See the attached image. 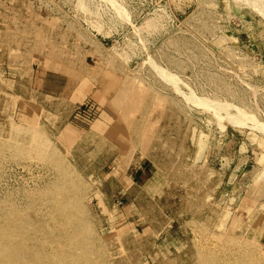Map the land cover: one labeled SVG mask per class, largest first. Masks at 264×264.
Returning a JSON list of instances; mask_svg holds the SVG:
<instances>
[{
  "label": "rangeland",
  "instance_id": "1",
  "mask_svg": "<svg viewBox=\"0 0 264 264\" xmlns=\"http://www.w3.org/2000/svg\"><path fill=\"white\" fill-rule=\"evenodd\" d=\"M2 25L96 40L117 115L71 144L0 89V264H264V0H0Z\"/></svg>",
  "mask_w": 264,
  "mask_h": 264
},
{
  "label": "crops",
  "instance_id": "2",
  "mask_svg": "<svg viewBox=\"0 0 264 264\" xmlns=\"http://www.w3.org/2000/svg\"><path fill=\"white\" fill-rule=\"evenodd\" d=\"M39 31L22 29L14 35L11 28L0 26L1 93L29 107L31 116H46L54 125L64 119L58 138L79 143L83 133L74 124L98 121L94 129H99L103 120L109 125L115 121L113 89L105 77L117 73L102 58L96 40L85 38L82 46L79 36L69 39L49 27Z\"/></svg>",
  "mask_w": 264,
  "mask_h": 264
}]
</instances>
